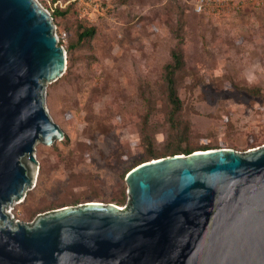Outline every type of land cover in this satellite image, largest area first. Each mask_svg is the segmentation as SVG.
<instances>
[{"label": "rangeland", "instance_id": "obj_1", "mask_svg": "<svg viewBox=\"0 0 264 264\" xmlns=\"http://www.w3.org/2000/svg\"><path fill=\"white\" fill-rule=\"evenodd\" d=\"M65 1L36 0L49 15ZM103 1L94 34L45 85L44 105L62 138L34 145V180L9 208L19 222L85 202L123 206L126 169L146 150L142 132L149 149L164 154L176 144L237 152L264 144V0L217 15L192 12L189 0ZM52 22L67 34L64 49L74 15ZM175 34L183 65L174 75L180 124L172 129L162 67Z\"/></svg>", "mask_w": 264, "mask_h": 264}, {"label": "water", "instance_id": "obj_2", "mask_svg": "<svg viewBox=\"0 0 264 264\" xmlns=\"http://www.w3.org/2000/svg\"><path fill=\"white\" fill-rule=\"evenodd\" d=\"M64 69L49 13L36 0H0V264H264V144L143 161L124 176L123 206L14 220L34 145L62 138L44 89Z\"/></svg>", "mask_w": 264, "mask_h": 264}, {"label": "trees", "instance_id": "obj_3", "mask_svg": "<svg viewBox=\"0 0 264 264\" xmlns=\"http://www.w3.org/2000/svg\"><path fill=\"white\" fill-rule=\"evenodd\" d=\"M71 11L74 15L75 18V29H74V35L73 39L69 41L66 46L64 47L65 50V57L67 61V54L70 55L72 49H74L77 46H82L93 34H94V24L88 22L84 19H80L77 17L76 12H75V7L73 3L68 2L63 4L62 7H54L50 13L51 18L54 20L55 17H63L67 14L68 11ZM59 32H63L65 36H67L65 30L57 31V34ZM176 41L173 47L169 50V58L168 60L163 64L162 70V79L164 83V89H165V97H166V102H167V110L165 113V119L166 122L168 123L169 127L172 129L177 128L178 125L180 124V121L177 118V113L180 109V100L176 94L175 90V81H174V75L175 73L182 67L183 65V52L181 48L182 44V37L179 34H175ZM58 44H61V42L58 41ZM248 92L252 94H258L259 90L257 89H247ZM144 131V130H142ZM142 138L145 141V153L143 157L132 164L129 168L126 169V172L135 166L136 164L143 162V161H148L150 159L158 158V157H164L167 155H172V154H189L192 151L195 150H205L208 149L207 145H200L198 146V149H194L193 146L190 145H173L170 147V149L167 151V154L164 153H156L149 149L150 142L148 140V135L144 132H142Z\"/></svg>", "mask_w": 264, "mask_h": 264}, {"label": "built area", "instance_id": "obj_4", "mask_svg": "<svg viewBox=\"0 0 264 264\" xmlns=\"http://www.w3.org/2000/svg\"><path fill=\"white\" fill-rule=\"evenodd\" d=\"M249 0H189L191 11L200 14H221L238 9L243 2ZM255 1V0H253ZM73 3L78 18L88 22H94L103 16L107 10V5L103 0H67L64 2ZM64 33H56L57 42L64 41Z\"/></svg>", "mask_w": 264, "mask_h": 264}, {"label": "bare ground", "instance_id": "obj_5", "mask_svg": "<svg viewBox=\"0 0 264 264\" xmlns=\"http://www.w3.org/2000/svg\"><path fill=\"white\" fill-rule=\"evenodd\" d=\"M10 212V211H9Z\"/></svg>", "mask_w": 264, "mask_h": 264}]
</instances>
